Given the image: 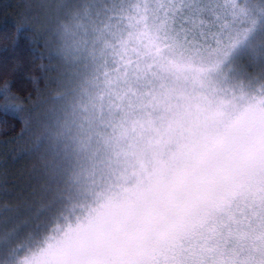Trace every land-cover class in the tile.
I'll use <instances>...</instances> for the list:
<instances>
[{"label": "snow or ice", "instance_id": "6c2138e0", "mask_svg": "<svg viewBox=\"0 0 264 264\" xmlns=\"http://www.w3.org/2000/svg\"><path fill=\"white\" fill-rule=\"evenodd\" d=\"M0 41V264H264V0H26Z\"/></svg>", "mask_w": 264, "mask_h": 264}, {"label": "trees", "instance_id": "16d2710c", "mask_svg": "<svg viewBox=\"0 0 264 264\" xmlns=\"http://www.w3.org/2000/svg\"><path fill=\"white\" fill-rule=\"evenodd\" d=\"M25 2L26 0H0V37L5 31L11 32L20 12V5ZM21 45H23V39H21ZM0 47H2V41H0ZM2 55L3 53L0 52V56ZM14 127L16 126L11 121L5 124L3 117H0V169L6 166L10 172L27 165V161L12 158L13 147L9 138L13 136Z\"/></svg>", "mask_w": 264, "mask_h": 264}]
</instances>
